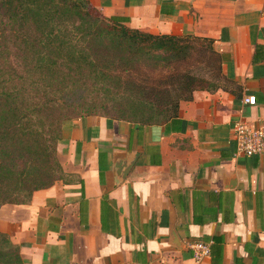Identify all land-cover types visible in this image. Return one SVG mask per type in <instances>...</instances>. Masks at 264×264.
Listing matches in <instances>:
<instances>
[{
    "label": "crops",
    "instance_id": "1",
    "mask_svg": "<svg viewBox=\"0 0 264 264\" xmlns=\"http://www.w3.org/2000/svg\"><path fill=\"white\" fill-rule=\"evenodd\" d=\"M89 2L131 28L211 40L227 85L161 125L65 121L64 177L3 204L0 230L23 264H264V154L236 155L232 139L237 121L264 122V0ZM197 241L210 243L199 263Z\"/></svg>",
    "mask_w": 264,
    "mask_h": 264
},
{
    "label": "trees",
    "instance_id": "2",
    "mask_svg": "<svg viewBox=\"0 0 264 264\" xmlns=\"http://www.w3.org/2000/svg\"><path fill=\"white\" fill-rule=\"evenodd\" d=\"M123 22L101 15L89 0H0V207L27 204L64 177L56 147L65 121L99 115L161 125L178 116L180 102L195 90L226 87L211 40L152 34ZM192 39L215 56L207 77L179 69L193 56ZM117 54L120 70L113 73ZM140 61L177 67L156 83L139 84L131 71ZM106 80L126 88L111 114L98 98ZM0 264H23L19 247L1 230Z\"/></svg>",
    "mask_w": 264,
    "mask_h": 264
},
{
    "label": "rangeland",
    "instance_id": "3",
    "mask_svg": "<svg viewBox=\"0 0 264 264\" xmlns=\"http://www.w3.org/2000/svg\"><path fill=\"white\" fill-rule=\"evenodd\" d=\"M192 44L196 47V49L193 50L192 58L184 63H180L181 66L179 69H186L196 75L207 77L209 75V71H214L215 56L207 50L205 47L206 43L204 41L192 39ZM112 59L114 64H112L110 68L113 73H116L120 70L119 66L121 65L118 54L112 55ZM136 67L137 68L131 71L133 79L135 78L136 82L139 84H149V82L156 83L155 81L158 79L157 77H161L163 75H167L166 77H168L176 70L175 68L177 66L175 64L165 65L163 62L157 61H140L137 63ZM163 79H165V77ZM110 80H106V83L100 85L102 88H97V91L99 93L98 98L101 101V105H105L111 114L116 112L115 108L118 107L124 100L126 96V88H124L123 83L117 84L115 80L111 82ZM115 84L117 86H115Z\"/></svg>",
    "mask_w": 264,
    "mask_h": 264
},
{
    "label": "built area",
    "instance_id": "4",
    "mask_svg": "<svg viewBox=\"0 0 264 264\" xmlns=\"http://www.w3.org/2000/svg\"><path fill=\"white\" fill-rule=\"evenodd\" d=\"M244 104L253 105L255 103L254 96L243 98ZM232 139L235 142L236 155L253 156L264 154V122L253 124L244 121H237L233 126ZM195 263H199L202 259L210 255V243L197 241L191 245Z\"/></svg>",
    "mask_w": 264,
    "mask_h": 264
}]
</instances>
